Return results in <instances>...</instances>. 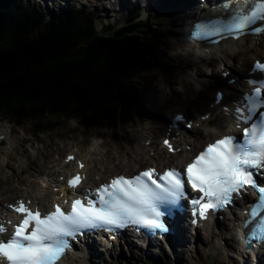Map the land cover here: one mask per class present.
I'll use <instances>...</instances> for the list:
<instances>
[{"label":"snow or ice","instance_id":"obj_1","mask_svg":"<svg viewBox=\"0 0 264 264\" xmlns=\"http://www.w3.org/2000/svg\"><path fill=\"white\" fill-rule=\"evenodd\" d=\"M260 22H264V0H244L223 20L196 25L191 35L194 40L239 38L249 29L264 32L256 26ZM254 68L264 74V63L256 62ZM249 83L254 91L243 96L235 108V121L242 136H223L209 143L182 171L168 168L161 174L155 168H148L131 177L118 175L96 188L95 199L90 196L73 199L68 212L58 205L47 214L31 210L23 201L9 205L22 219L10 238L0 239V261L56 264L70 249L69 238L83 234L86 229L103 228L112 232L132 225L153 234L167 233L169 227L163 217L169 206L188 198L193 223H197L207 219L210 213L231 206L234 197L249 188L257 194V199L246 206L248 220L244 227L254 225L246 235V243L264 240V185L257 178L264 176V111H259L264 109V76ZM163 144L169 152L174 151L169 139H164ZM73 159L71 155L67 157V161ZM78 166L85 167L79 162ZM83 179L77 174L67 181V186L76 189ZM186 185L199 195L188 197ZM5 231L0 225V235Z\"/></svg>","mask_w":264,"mask_h":264},{"label":"trees","instance_id":"obj_2","mask_svg":"<svg viewBox=\"0 0 264 264\" xmlns=\"http://www.w3.org/2000/svg\"><path fill=\"white\" fill-rule=\"evenodd\" d=\"M37 12L0 0V113L113 117L136 98L132 81L164 60L148 22L131 17L120 30L104 22L98 31L80 10L50 19Z\"/></svg>","mask_w":264,"mask_h":264},{"label":"rangeland","instance_id":"obj_3","mask_svg":"<svg viewBox=\"0 0 264 264\" xmlns=\"http://www.w3.org/2000/svg\"><path fill=\"white\" fill-rule=\"evenodd\" d=\"M21 1L25 2L28 7H34L35 9L40 6L43 13H45V8H47L48 10H50L49 8H51L50 4L48 2H45L44 0H36L35 2L33 0ZM36 3H38V5ZM65 6L69 7L68 4H65ZM35 12L36 14H38L37 11ZM42 12L39 11V13ZM84 12L93 20V22L96 23V25L98 26L97 28H99V24L104 21H109L111 23L113 21L110 13L94 11L93 7L84 8ZM133 16L135 17L136 15L131 14L130 18H133ZM184 19V16L180 18L177 21V25L170 19L163 20L166 22H172L166 27L159 26V19L154 20V22L150 24V29L152 32L156 33V31H158L159 33H162L165 30L164 34L159 39H161L165 44L163 46V49L164 52L169 56L159 69L142 74L132 81V85L134 86L135 91L138 94V100L135 103V108L131 110L128 116L123 115L121 118H119L113 126L106 124V122L104 121H97L89 123L87 128L82 130L77 122L69 117H65L56 121L53 126L47 127V130H42L36 128V124L30 119H19L17 120V122L19 123L17 126L6 125V127H3V125L8 121H0V133H2V136L4 135L3 133L5 130L11 131L10 137H8L4 144L0 146L2 148V151H5L4 148L8 147L10 143H13V145H15V142H18L21 147L28 148V152L32 156H35L38 153H49L51 156V159L49 160L51 161V164L46 165V167L43 168L44 173L38 174L33 178H28V182H26V184L22 186H20L17 179L14 178L12 180L11 186L20 187L21 189L7 192L3 195H1L0 193V195L3 198L5 196L16 195L35 198L32 192L35 195L38 194L39 190L47 191L49 193L54 192L52 187H44L46 181L51 180V177L47 172L52 170L51 167L55 166L58 161H62L64 154L75 152L78 149V144H82V149L80 150V152L82 153V155L87 154L89 163L88 166L93 169L95 167L96 157L93 155V149L90 147V145L96 142V140H93V142H91L90 139L94 137V133L97 131H107L111 136L112 134L120 131L122 124L127 125L130 122L138 120L142 116V97H152L154 94L159 93L161 90V86L165 87L164 91H166L172 97V103L174 104L173 107L167 108L165 110L180 108L182 95L185 94V89L186 91L188 90V87H185L182 81L186 78H189V76L191 75H194L195 78L204 77L205 73L201 75L196 72V66H206L205 64L199 62L198 60H195L194 58L193 60L188 61V59H186L183 55L182 49L178 47V44H182L179 38V32L181 31V28L179 26L184 21ZM186 22L187 21H185V24ZM32 32L35 34H39L41 32V29H33ZM217 77L220 78V74H218ZM213 84V82H210V85L203 90V93L199 97L200 103L206 101L212 94L214 88ZM163 102L164 100L161 99L159 101V104L161 105L163 104ZM168 105H170V103ZM189 110L199 111L200 106L198 104H195ZM44 112L47 113L46 110L42 109L36 113L42 114ZM46 113L43 116L44 121L53 119L55 117L53 114L51 115L49 113ZM26 114L28 113H20L19 116ZM93 116H95V118L103 117L102 115ZM193 131L194 129H192L190 133H193ZM214 137H216V135L212 136L210 139ZM142 145L145 147L146 153L149 155V157H153L154 152L150 150H153V147L160 145V136L157 135L154 138L149 137L147 141H142ZM115 164L117 165V163ZM146 165L148 164H142L140 167H145ZM14 166L15 174L20 175L19 168L26 167V160L21 158L17 163H14ZM118 172L124 173L123 170ZM10 174L11 170H1L0 164V177L4 178L5 176H8ZM63 174V172H60V174H58L59 176L57 177L59 180L63 177ZM31 182H34V184H32ZM6 187V185L3 186V188ZM36 202H41V200L37 199ZM224 224L227 226L228 222L224 220ZM209 232L212 234L211 236H207L205 232L201 231L197 232L193 236L186 234V241L181 247H177L175 249H167L166 251L161 248L141 249L137 246H134L130 242L127 244L118 243L114 246L115 250L110 254V257H112L113 260H119L121 258H126L128 260L140 258L142 263L159 259L160 262H162L161 260L168 259L175 264H254V260L250 261L249 257L243 256L237 251V247L231 238L223 241V231L221 229V226H218L215 230ZM150 256L154 258L147 259ZM103 262H105L104 256H102L101 259H90L84 264H103Z\"/></svg>","mask_w":264,"mask_h":264},{"label":"bare ground","instance_id":"obj_4","mask_svg":"<svg viewBox=\"0 0 264 264\" xmlns=\"http://www.w3.org/2000/svg\"><path fill=\"white\" fill-rule=\"evenodd\" d=\"M213 5L214 4H210V6H213ZM121 7L122 6L119 5V9L117 11H114L116 13V17H114V20L117 25L121 24L124 21V14L122 15L121 13ZM186 9H189V7L174 6L172 10L160 13V15L166 17L167 19L174 20L180 17ZM204 11L201 13V15L203 14L204 17H208L212 13V10L207 9ZM192 19H195V15L187 18L188 22H190ZM246 50L248 51L245 52ZM208 51H209L208 62L211 65L209 66V70L206 73L210 72L211 76L203 77L202 79H194V80L189 77V86L191 87L193 94L187 96L183 100L182 107H180V110L178 112L184 113L187 117H190L189 112H188L189 110L186 109L185 106L190 104L191 97L196 99V96L199 95L202 90V86H204L207 82H210L214 75L216 76V71H215L216 69H222L220 73L230 71L232 76L237 78V81H236L237 85L235 86V88L238 89V91L227 89L225 87V89L227 90V95L223 99V102L221 103V105H219L218 107L210 108L208 106L209 105L208 102H205L203 110L205 111V114L210 113V117L208 118V120L200 121L201 114H199L197 111L195 112L192 120L194 121V124L200 123V126L203 129L202 130L196 129L193 134L188 135L186 138L184 137L180 141L176 140L174 142V144L178 145V147L186 146L190 143L191 151L187 152V151L181 150L175 155V157H171L170 154L168 153L166 154L163 151L162 149L163 147H154L152 150L154 152V156L148 157V155L146 154V150L144 148L140 149L137 146H135L136 142L140 145L143 139H147L148 136H150L151 132H153V135L156 136L155 132L153 131V127H152L153 121L155 119L154 116L161 115V117H166L168 115V113L163 111L165 110L164 108L166 106L159 107L157 102L154 99L143 97L144 104H146L148 107L146 110H143V112L147 114L148 116H143V118H140L138 122L133 123L128 128L124 127L121 134H118L117 136L113 134L112 138L110 137L103 138L107 135V133L102 132L101 134H99V136L102 137V141L100 143L99 142L94 143L93 151L99 157V159L97 160V163H99L100 165H106L104 174H102L100 168L95 167L94 170H91L88 167L87 155L86 154L82 155L78 151L76 152L77 159H83L84 162L86 163V166L84 169V172L86 174V184H93V183L95 184L98 182H102V181H105L108 177H111L113 175L134 174L138 170H140V168L137 170H135V168L138 165H141V163L148 164L144 168L155 167V166H161V167L169 166L175 160H180V159L185 158L189 153L195 152V150L199 146L201 147L206 142H210V141H207V139L211 135L221 136L225 134L226 132H228L229 129H233L232 118L226 117L224 113L221 111V107L228 106L230 102V97H231L230 95L238 94L239 91L244 88V85L241 83V79L244 77L243 73H244V69L246 68V66L249 65L253 59L258 58V53L264 55V34L254 39H248L247 41L239 40L237 42L228 41L225 43H221L218 46L208 48ZM233 59L241 62L239 69L232 66L231 61ZM191 83H194L195 85ZM218 86H222V84L218 83ZM212 101L210 103H212ZM223 124H227L228 127L225 128ZM161 125H162L160 129L161 132H159V136H161L160 141L162 142V140L164 139V135H165V127L167 125V121L162 120ZM6 136H9L8 131L4 132V138ZM6 149H7L6 154L3 155V158H0L1 165L5 163L6 157L8 156L9 153H12L14 151L16 152L17 150L15 147L12 146V144H10V146ZM1 152H2V149L0 148V153ZM27 152H28L27 150H24V149L21 150V154L28 161V171L26 172L27 176L34 175L33 172H37L38 174H40L43 171L42 169L43 166H45L47 162L50 160V154L46 153V154L38 155L35 157H31L30 154ZM116 161L121 162V163L124 162L125 164H128V165L124 167H121L120 165L116 166L115 164ZM110 164H112L113 166L109 167ZM73 166H74V163L65 164L63 163V160L58 162V169L66 173L71 172ZM6 167L12 168V163L6 164ZM52 169L53 171H51L50 176H53L55 173L58 172L56 168H52ZM118 170H124L125 173H117ZM18 182L25 185L26 178L18 177ZM52 183L55 184L56 187H58V184H60L58 179H53ZM8 191H9V188H6L2 191L0 190L2 194ZM46 197L50 199L51 195L48 194ZM37 198L40 199L41 196L37 195ZM52 198L54 200L55 196H52ZM16 199L18 198H14L10 200L7 197H5V198L0 199V209L2 210L4 208L3 203L5 202L14 203ZM25 199L30 200V198L28 197ZM53 200L48 201V205H42V206H46L47 208L46 210H48L51 207V202ZM32 203L34 206L39 207L38 202H34L33 200ZM229 214L232 216V212H230ZM223 229L225 230L226 233H228V230H226L224 226H223ZM171 240L174 243L175 242L182 243L185 240V231H183L182 228H176L175 236L174 238H171ZM93 248L92 249L90 248V251L88 252L87 256L89 258H100L101 254L98 253V251H94ZM107 251H109V249H107L106 252ZM63 264H73V262L71 259L66 258L63 260Z\"/></svg>","mask_w":264,"mask_h":264},{"label":"clouds","instance_id":"obj_5","mask_svg":"<svg viewBox=\"0 0 264 264\" xmlns=\"http://www.w3.org/2000/svg\"><path fill=\"white\" fill-rule=\"evenodd\" d=\"M28 151V150H27Z\"/></svg>","mask_w":264,"mask_h":264}]
</instances>
